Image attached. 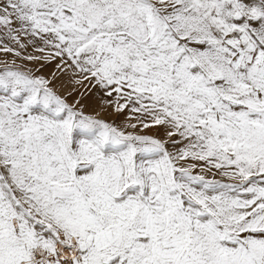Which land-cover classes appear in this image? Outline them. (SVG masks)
Returning a JSON list of instances; mask_svg holds the SVG:
<instances>
[{
    "label": "snow or ice",
    "instance_id": "obj_1",
    "mask_svg": "<svg viewBox=\"0 0 264 264\" xmlns=\"http://www.w3.org/2000/svg\"><path fill=\"white\" fill-rule=\"evenodd\" d=\"M0 264H264V0H0Z\"/></svg>",
    "mask_w": 264,
    "mask_h": 264
}]
</instances>
